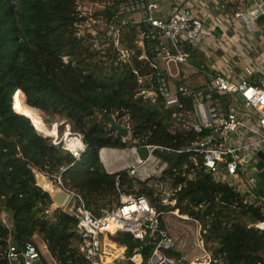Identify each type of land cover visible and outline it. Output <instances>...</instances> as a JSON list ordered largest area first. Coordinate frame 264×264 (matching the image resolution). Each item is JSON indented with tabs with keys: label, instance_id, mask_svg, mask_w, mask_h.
I'll return each mask as SVG.
<instances>
[{
	"label": "trees",
	"instance_id": "trees-1",
	"mask_svg": "<svg viewBox=\"0 0 264 264\" xmlns=\"http://www.w3.org/2000/svg\"><path fill=\"white\" fill-rule=\"evenodd\" d=\"M84 1L0 0V264H9L6 253L15 233L20 246L35 241L39 233L60 264H88L79 250L77 217L62 206L50 210L53 200L39 184L37 171L56 184L61 174L64 185L79 191L98 215L118 201L121 191L148 195L161 213L178 209L188 214L202 226L205 246L212 253L210 264H264V229L249 223L264 219V205L215 181L199 152L178 150L200 132L169 129L187 107H167L161 95L153 100L140 93L155 87L153 69L138 56V28L143 22L119 12L124 0H90L105 4L94 12L82 10ZM92 17L108 22V30L88 26L80 32L79 24ZM115 22L121 44L137 49L128 59L118 53L109 35ZM37 110L65 119L59 126L61 135L67 125L82 134L86 148L79 159L62 141L53 142ZM100 111L129 124L130 137L117 135ZM144 143L170 148L157 150L168 163L166 185L176 190L167 202L149 184L155 182L152 178L138 179L126 170L109 172L101 160L104 146ZM256 191L264 196V191ZM3 211L13 217V224L4 223ZM160 223L164 227L162 218ZM113 237L130 254L138 244L145 246L144 258L151 254L148 238L137 240L125 231ZM165 251L181 254L172 247ZM42 259L41 264H51L46 256Z\"/></svg>",
	"mask_w": 264,
	"mask_h": 264
},
{
	"label": "built area",
	"instance_id": "built-area-1",
	"mask_svg": "<svg viewBox=\"0 0 264 264\" xmlns=\"http://www.w3.org/2000/svg\"><path fill=\"white\" fill-rule=\"evenodd\" d=\"M207 1L212 3V0ZM207 1L195 0L196 3H193L191 0H124L118 5L121 13H141V19L138 22H143V24L138 28L140 45L138 56L153 69L155 87L143 89L140 93L153 100L161 95L167 107L175 105L187 107L184 112L178 113L169 129L174 133L178 130L192 128L200 132L185 147L178 150L199 152L203 155L202 165L213 175L215 181L227 183L247 196L250 201H255L256 198L258 199L256 202L264 205V196L256 191L255 174L246 166L249 158H253L254 162L258 161L257 154L264 152V81L256 82L242 77L238 79L222 70H217L212 74L206 85L201 87H194L187 83L176 84L169 78L177 74L172 72V66L178 67L179 63L189 58L186 45L195 42L203 30L208 28L206 19H208L207 23L212 22L214 27V29L208 28L207 30L209 32L218 31L221 13H226L231 23L235 22L247 30L246 32L250 34H246L250 38L248 46L262 45L264 47L262 34L258 38L257 31L254 32L257 29L264 34V17L261 20L264 15L263 0H242L239 8L218 12L216 19L212 20L204 16L207 11L204 3ZM88 4L99 5L101 3L84 1L82 4L84 12L93 11ZM208 5L212 8L210 4ZM104 7L105 4H101L100 8ZM241 7L245 9L239 10ZM98 22L100 30H108V22L102 18ZM84 24L89 25V23ZM84 24L80 28L81 32H84L86 28ZM113 26L114 24L109 35L115 39L118 53L123 59H128L136 54L137 49L129 50L121 44L118 27L113 32ZM202 34L206 35V33ZM221 34L226 36L227 42L230 41V37L225 32ZM244 40L242 41L245 42ZM232 93L237 94L242 100V106L231 107V102L228 98L226 99V96ZM186 98L189 101H186ZM124 125L130 128L129 124ZM253 133L260 134L261 138L255 141L247 140L246 136ZM73 138L80 139L78 146H70V140ZM61 141L77 159L81 157L86 148L82 134L71 130H65L62 136L58 130L57 134H53V142ZM144 145L148 148V155L146 157L138 155L134 163L123 169L130 176L137 177L141 173L140 169L146 167L152 173L143 179H150L153 173H158L153 179L155 182L151 185H165L166 181L162 177L168 163L155 153L158 149H170L169 146L154 143H144ZM138 147V145L133 146L136 150ZM152 155L154 159H150ZM196 165L200 166L197 162ZM244 168L250 172L247 177L242 175ZM192 175L193 173H188V176ZM56 178L57 186L66 189L69 193L63 208L67 207L72 197L77 199L71 212L77 217V230L82 237L79 250L88 260V264H122L115 258L117 255L121 256L120 253L118 254L117 244L109 237V234L117 231L129 232L134 239L141 241L148 238L147 243H152L153 246L146 263L182 264L180 259L164 252L165 248L173 246L174 238L167 228L161 226V211L152 203L148 195L135 191H121L119 202L105 213L98 215L87 207L79 191L64 185L61 174ZM117 184H120L119 180ZM175 191L173 188L165 189L162 195L163 200H170V196ZM1 216L5 224L11 225V216L8 212L3 211ZM249 223L264 229V219H255ZM198 244L205 248L204 260L193 264H210L212 253L206 249L204 237L200 231ZM144 248V244L136 245L133 254H122L123 260L131 259L133 264H143L145 261ZM125 251L126 246L123 252ZM114 253L113 258H106ZM6 254L9 264H39L41 261L40 247L33 240L26 241L23 246L15 240L11 241ZM140 258H143L142 263L138 262Z\"/></svg>",
	"mask_w": 264,
	"mask_h": 264
},
{
	"label": "crops",
	"instance_id": "crops-1",
	"mask_svg": "<svg viewBox=\"0 0 264 264\" xmlns=\"http://www.w3.org/2000/svg\"><path fill=\"white\" fill-rule=\"evenodd\" d=\"M205 1H207V0H205ZM191 2L196 3L195 0H191ZM242 2H243L242 0H212V3H209L207 1V3L212 6V9L216 13L222 12L224 10L231 11V10H234V8L237 9L241 6ZM217 6L220 7V10L218 12L216 11ZM224 6H226V8H224ZM244 9H245V7H243V8L241 7L239 10H244ZM132 17H133L134 22H138L141 19V13L135 12L132 14ZM232 25H234L233 31L230 30V27ZM218 29H219V32L217 33V35L222 36L224 41H222L220 38H214L211 42V45H209V46L204 45L202 43V41H198V40L186 45V48L189 52V58L187 59V61L179 63L178 67L172 66V70H173L172 72L177 73V74H175L173 76L171 75V76H169V78L174 83H176V84L187 83V84L194 86V87L205 86L206 83L208 82L210 76L212 74H214L217 70H222L224 73H229L233 77L238 78V79L242 77V78H249L250 80H253L256 82L264 81V70L262 68V66H264V47L262 45H260V46L257 45L256 47H253L252 45L248 46L247 44H249L250 38H248V36H246L244 28L235 24V22H232L231 25L229 24V28L227 30L226 29L222 30L221 28H218ZM256 31H257V33H256ZM222 32L223 33L225 32L230 37V41L227 42L226 36L224 34L222 35L221 34ZM254 32L257 34L258 38H260V34H262V38H264V34L262 33L261 30L256 29ZM236 36L242 40L246 39V40H244L245 42L242 41L243 43H242V45H240L235 40ZM206 37H207V35L204 36V38H206ZM210 37H213V36L211 35ZM242 37H244V38H242ZM220 47L223 48V51H221ZM235 49L238 51V54H239V57L241 58V61L248 59L254 64V66L247 65L245 69L244 68L241 69L240 70L241 71L240 76L235 75L234 73L227 71L226 69H224V67H223V69L219 68V67H215L214 62L211 59L212 57L213 58H231L229 53H230V51L235 50ZM145 50H147V48H145ZM194 50H198V52L197 51L194 52ZM139 51H140V45H139ZM241 52H242V54H240ZM238 79H236V80H238ZM234 96H237V94H234V93L229 94L226 96V99L228 98V100L230 102L232 99L231 97H234ZM239 101L240 102L237 105V107L242 106V100L240 98H239ZM65 130L66 131L70 130L69 125L66 126ZM155 154L157 156H159L157 154V152ZM138 155H139L138 150L133 148V146H131V147L104 146L100 149L101 160L103 161L105 168L109 172H116L119 170H124L123 168H125V167H127L130 164L135 162ZM150 159H154V155L150 156ZM162 163L163 162H161V164ZM156 167H154V169ZM140 172L141 173H139L137 177L135 175H134V177H136L138 179H143V178H147V176H149V173H152V171L148 170L146 167H142L140 169ZM157 174L158 173H153L152 178H156ZM50 180H52V179H50ZM145 180H151V178L145 179ZM149 184L151 185L152 183H149ZM49 185L50 186L53 185L55 187L57 186V184L55 183V180H52V182H50ZM153 185H155V184H153ZM135 188L138 189L139 185L136 184ZM155 188H156L155 193L157 195L160 194L161 197L164 194V190L169 189V187L166 184L160 185V186H155ZM257 189H259V188L257 187ZM259 190H261V189H259ZM262 191H264V190H262ZM83 198H84V196H83ZM163 198H164V196L162 197V199ZM84 200H85V198H84ZM119 200H120V196H119L118 201H114L108 205V207L105 209L104 213L106 211H108L109 209H111L112 206L116 205L119 202ZM165 202H167V201H165ZM69 203H71V200ZM75 203H76V201H75ZM56 207H58V206H56V204L54 202H52L50 210H53ZM65 209H67V207ZM71 210H72V208L69 211L71 212ZM176 210H178V209H176ZM162 213H164V212H162ZM199 225L201 227V231L200 230L199 231L202 234V226H201L200 222H199ZM113 236H114V233L109 234V237L113 240V242H115L117 244L118 254L119 253L121 254V256L117 255V257H115V258L117 260H119V259L123 260L122 254L126 255V252L125 253L123 252L124 247L126 245L121 244L120 242L115 240ZM34 240L38 243L40 250H41V261L39 264H41V262L43 260L42 256H46L51 264H60L58 262V260L53 256L52 252L50 251L49 245L46 242V240H44L40 236L39 233L34 234ZM171 247L174 250L175 249L178 250L176 248L175 240H174L173 246H171ZM127 248L128 247L126 246V251H127ZM167 248H170V247H167ZM178 251L180 252V250H178ZM164 252L167 253L165 251V249H164ZM114 256H115V253L112 255L106 256V258L111 259ZM178 257L182 258V255L180 254V256H176L175 258H178Z\"/></svg>",
	"mask_w": 264,
	"mask_h": 264
},
{
	"label": "rangeland",
	"instance_id": "rangeland-1",
	"mask_svg": "<svg viewBox=\"0 0 264 264\" xmlns=\"http://www.w3.org/2000/svg\"><path fill=\"white\" fill-rule=\"evenodd\" d=\"M86 1V0H85ZM205 4V8H206V12L204 13V16L206 18H209V20H212L213 18L216 19V12L207 4ZM263 6H264V0H263ZM88 7H92L93 8V12L100 9L101 4L96 5V4H88ZM196 7H198V5L196 4ZM220 10V7L217 6L216 7V11L218 12ZM90 12V11H87ZM228 15L226 13H221L220 15V28L223 29H228L229 28V24L231 25V22L228 19ZM100 18L97 17H92L89 18L88 20H86L87 23H89V25L81 23L79 24V31L81 32V27L82 24H84L85 27L90 26L91 30L95 31L97 28H100L99 25V20ZM206 19V24L207 27L209 29H214L212 22H208L207 23ZM113 25V24H112ZM207 28V29H208ZM234 25H232L230 27V30L233 31ZM236 28V27H235ZM207 29L203 30L202 33H206L207 37L204 38V35L201 33V36H199L197 38L198 41H202V43L206 46L211 45V42L214 38H220L222 41L223 37L222 36H218L217 33L219 31H214V32H209ZM86 31V29H85ZM244 31L246 34L250 35L248 32H246L247 30L244 28ZM237 34V33H236ZM213 37H210V36ZM235 40L242 45V40L240 38H238L237 36L235 37ZM220 43V42H219ZM221 48V47H220ZM251 49V48H250ZM198 50H194V52ZM221 51H223V48H221ZM228 52V51H227ZM242 54V52L240 53ZM229 55L231 56V58H211L212 61L214 62V66L215 67H219L222 68L224 67V69H226L229 72L234 73L235 75L240 76V70L241 69H245L247 65L250 66H254V64L248 60L245 59L244 61H241V58L239 57L238 51L232 50L230 51ZM263 70H264V66H262ZM231 107L235 108L238 104H239V98L237 96L231 97ZM36 110V109H35ZM37 112L41 115L42 119L45 122L46 127H50L52 128L53 126L57 128V130L59 129V126L62 122H64V118H60L59 115H48L47 113L37 110ZM60 134V133H59ZM61 136V134H60ZM130 137V136H128ZM128 137H126V139H128ZM261 138L260 134L257 133H253V134H249L246 136V139L249 141H255L257 139ZM252 172H254V174H256V171L252 169ZM249 170H246L245 168L242 169V175L244 177H247L249 174ZM37 176H43L45 178L46 181H48V183L52 182V180H50V178H48L47 175H44L43 173L37 171ZM153 180V178H152ZM76 199L74 197H72L71 199V203L68 204L67 209L70 210L72 208V206L75 204ZM161 218L164 222V227L167 228L170 233L173 235V238L176 242V248L178 250H180L182 258L180 259L182 264H193L194 262H201L204 260V254H205V248L200 246L198 244V237H199V230L201 231V227L199 225V222L190 217L188 214L185 213H181L178 210H169V211H164V213H161ZM161 218H160V222H161ZM41 236V235H40ZM205 242V241H204ZM176 250V249H175ZM128 248L126 254L130 255V253H128ZM132 254V253H131ZM147 262V258H145V261L143 264H148Z\"/></svg>",
	"mask_w": 264,
	"mask_h": 264
},
{
	"label": "water",
	"instance_id": "water-1",
	"mask_svg": "<svg viewBox=\"0 0 264 264\" xmlns=\"http://www.w3.org/2000/svg\"><path fill=\"white\" fill-rule=\"evenodd\" d=\"M117 27H118V24L115 22L112 31L114 32ZM100 114L104 118V120L109 123L110 127L116 131L117 135H121L124 137L129 136L130 128L128 126L117 121V119L114 116L108 115L103 111H100ZM138 152L141 157H146L148 155L147 146L144 144L140 145L138 147ZM260 153L257 154V156L259 157L258 161L254 162L253 158H249V163L246 166L247 168L253 169L256 171V174H255L256 185L259 189L264 190V152H260ZM38 182L41 186H43L49 191L52 197V200L56 204V206L58 207L63 206L66 203L69 197V193L66 189L60 186H57V187L53 185L50 186L48 181H46L43 176H38ZM13 222H14V219L12 217L11 223L13 224ZM14 236H15V241L20 243V238H19L18 233H15ZM142 261H143V258H140L138 260L139 263H142ZM117 262L122 263V264H133V260L131 259H127L126 261L119 259L117 260ZM164 264H168V263H164Z\"/></svg>",
	"mask_w": 264,
	"mask_h": 264
},
{
	"label": "bare ground",
	"instance_id": "bare-ground-1",
	"mask_svg": "<svg viewBox=\"0 0 264 264\" xmlns=\"http://www.w3.org/2000/svg\"><path fill=\"white\" fill-rule=\"evenodd\" d=\"M19 94L21 93L19 92ZM44 130L50 134H57V128L54 126L50 128V127H46L45 125ZM79 144H80V139L78 138H73L70 140V146H78Z\"/></svg>",
	"mask_w": 264,
	"mask_h": 264
},
{
	"label": "clouds",
	"instance_id": "clouds-1",
	"mask_svg": "<svg viewBox=\"0 0 264 264\" xmlns=\"http://www.w3.org/2000/svg\"><path fill=\"white\" fill-rule=\"evenodd\" d=\"M34 124H35V123H34ZM64 131H65V130H64ZM58 132H59V129H58ZM63 134H64V132H63ZM63 134H62V135H63ZM52 135H53V134H52ZM62 135H61V136H62ZM129 135H130V134H129ZM57 185H58V184H57ZM56 187H57V186H56Z\"/></svg>",
	"mask_w": 264,
	"mask_h": 264
}]
</instances>
